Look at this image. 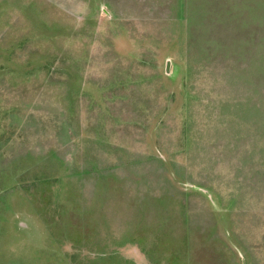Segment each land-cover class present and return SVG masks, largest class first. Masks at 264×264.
Returning <instances> with one entry per match:
<instances>
[{"label":"rangeland","instance_id":"374dc122","mask_svg":"<svg viewBox=\"0 0 264 264\" xmlns=\"http://www.w3.org/2000/svg\"><path fill=\"white\" fill-rule=\"evenodd\" d=\"M0 264H264V0H0Z\"/></svg>","mask_w":264,"mask_h":264}]
</instances>
